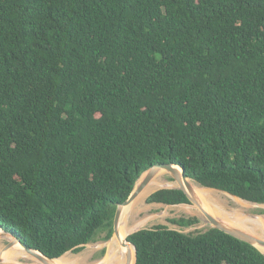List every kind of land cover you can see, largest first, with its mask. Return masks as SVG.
Instances as JSON below:
<instances>
[{
    "label": "trees",
    "instance_id": "1",
    "mask_svg": "<svg viewBox=\"0 0 264 264\" xmlns=\"http://www.w3.org/2000/svg\"><path fill=\"white\" fill-rule=\"evenodd\" d=\"M158 164L264 204V0H0V229L53 259L109 241ZM127 240L136 264H264L214 228Z\"/></svg>",
    "mask_w": 264,
    "mask_h": 264
},
{
    "label": "bare ground",
    "instance_id": "2",
    "mask_svg": "<svg viewBox=\"0 0 264 264\" xmlns=\"http://www.w3.org/2000/svg\"><path fill=\"white\" fill-rule=\"evenodd\" d=\"M178 173L179 175L181 174V170L179 168ZM169 174L172 177V174ZM165 176L166 172H161L158 177L150 184L147 190L124 210L118 234L114 235L106 243L100 245L101 249L107 250V253L102 261L95 264L135 263V250L132 245L127 243V237L130 233L139 230L144 225V223L147 222H141L137 220L135 215L142 209V203L151 193L164 187L179 188L182 186L188 191L190 188L191 191L189 192H191V194L201 204V209L197 207L196 209L198 211H196L195 208L192 211L194 214L199 215L205 222L209 223V220L206 217L207 213L224 223L226 226L243 229L255 236L264 239V215H261V217L257 219H251L249 218V215L248 217L243 215L246 210L248 211V207L244 205H252L251 203L226 193L218 192L217 190L200 187L197 183H194L191 180L185 181L180 178L178 180H174L172 183H167L166 181H163ZM217 193H220L221 195L223 194V196L227 195L231 197L234 201L235 207L228 208L226 203L227 201L221 199L222 196ZM207 205H209V210L207 209ZM0 231V233L4 235L2 237L8 239L12 244L14 243L10 249L5 250V238H0V258L2 264H94L90 262V257L86 253L76 256H72L71 254L67 253L56 261L45 263L44 261H40L38 258L28 253L25 248L16 243L13 236L7 235L2 230ZM260 250L264 253V247H260ZM129 255L131 256L130 261L128 260Z\"/></svg>",
    "mask_w": 264,
    "mask_h": 264
},
{
    "label": "rangeland",
    "instance_id": "3",
    "mask_svg": "<svg viewBox=\"0 0 264 264\" xmlns=\"http://www.w3.org/2000/svg\"><path fill=\"white\" fill-rule=\"evenodd\" d=\"M163 181H166L167 183L168 182L172 183L173 178L170 176L169 173H166V176L164 177ZM194 183H196V182H194ZM161 189H176V188L164 187ZM161 189H158V190H161ZM218 192H220V191H218ZM217 194L222 196L221 199L227 201L226 203H227L228 208L235 207L234 201L231 197H229L227 195L223 196V194L221 195L220 193H217ZM147 198L142 203V209L135 215L137 220H139L141 222L147 221L144 223V225L139 230L150 229V228H153V227H156L159 225H163V226L168 227L171 230H176V231L182 232L184 234L193 235V234H197L200 232H206L207 230L212 228V226L209 223L205 222L199 215H196L193 213L192 210H194V208L196 211H198L196 209L197 206L195 204L189 203V204H181V205H175V206H167V205H163V204H149L147 202ZM248 203H250V202H248ZM251 204L252 205H244V206L248 207V211L246 210L243 214L244 216L248 217V215H249V218H250V216H253V215H258V216L264 215V204H255V203H251ZM208 206L209 205H207V209L209 210ZM179 218H197L199 220V223H197L193 226H190V227H180V226H177L171 222L172 220L179 219ZM139 230H136V231H139ZM136 231H134V232H136ZM134 232H132V233H134ZM5 233H7V235L12 236V233L9 230H6ZM107 233H108V230L101 232L98 235L96 241L87 244L81 252H79V253L69 252V254H71L72 256H74V255L76 256V255L86 253L90 257L89 258L90 262H92L94 264L102 261L106 255V253H107V250L101 249L100 245L107 242L105 239ZM132 233H130V234H132ZM2 236H4V235H2V233H0V238H5ZM113 236H114V234H113ZM4 244L6 247L12 243L8 239L5 238ZM19 253H22V252H19Z\"/></svg>",
    "mask_w": 264,
    "mask_h": 264
},
{
    "label": "water",
    "instance_id": "4",
    "mask_svg": "<svg viewBox=\"0 0 264 264\" xmlns=\"http://www.w3.org/2000/svg\"><path fill=\"white\" fill-rule=\"evenodd\" d=\"M178 168L181 170L180 175L178 173ZM164 171L166 173L172 174L173 181L178 180L180 178L185 180V181L191 180L189 178H186L184 169L178 165L158 164V165H154V166L150 167L137 180L135 187H134L132 193L130 194V196L128 197V199L125 202H123L117 206V210H116V214H115V218H114V235L118 234L119 226H120V222H121L124 210L129 205H131L134 201H136L147 190V188L158 177V175ZM200 187H202V186H200ZM176 189L181 190L187 196L190 203L195 204L197 207H199L201 209V206H200L201 204L199 203V201L191 194V192H189V191H191L190 188H189V191L185 187H182V186H180L179 188H176ZM153 193H151V194H153ZM223 193H225V192H223ZM226 194H228V193H226ZM206 217L208 218L209 223L211 224L212 228L218 229V230L225 232V233H227V234H229V235H231V236H233L239 240H242L246 243H249V244L255 246L259 250H260V247H264V239L263 238L255 236V235H253V234H251L248 231H245L243 229L226 226V225H224V223H222L221 221L217 220L216 218L212 217L211 215H209L207 213H206ZM260 217L261 216H258V215L250 216L251 219H257ZM15 242L18 243L19 245H21L23 248H25V250L28 253L35 256L40 261H44L45 263L56 261V260L61 258V257L56 258V259L50 258V257L46 256L45 254H43L41 251L33 249V248L29 247L28 245L22 243L18 238H15ZM127 243L132 245L130 242H128V240H127ZM13 244L6 246L5 250L10 249L13 246ZM132 246L134 247V250H135V263L134 264H136V260H137L136 248L134 245H132ZM130 259H131V256L129 255L128 260L130 261ZM0 264H2L1 258H0Z\"/></svg>",
    "mask_w": 264,
    "mask_h": 264
}]
</instances>
